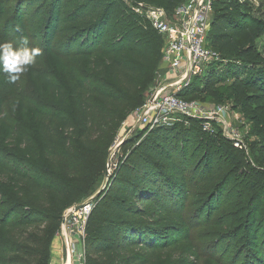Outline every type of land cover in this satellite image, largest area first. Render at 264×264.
I'll return each mask as SVG.
<instances>
[{
  "label": "trees",
  "instance_id": "trees-1",
  "mask_svg": "<svg viewBox=\"0 0 264 264\" xmlns=\"http://www.w3.org/2000/svg\"><path fill=\"white\" fill-rule=\"evenodd\" d=\"M41 1L0 0V42H14L16 36L25 34L30 17L23 12V7L29 2L36 5ZM122 1L101 0L93 7L92 1L78 0L76 16L70 19L64 16V11L70 7L66 0H50L47 23L39 37L46 52L53 54L49 50L62 31L61 24L69 21L86 24L76 39L64 43L63 58H81L84 50L97 62L104 58L103 67L93 75L101 79L88 81L75 68L66 73L74 86L70 96L81 91L91 102H100L99 119L112 116L113 109L121 112L122 107L138 103L140 88L143 84L147 86L152 71L161 60L163 40L144 19L130 9L123 12L126 15L123 19L115 15V6ZM126 1L154 2L167 13L182 4L181 0ZM217 3L218 0L213 10ZM222 10L228 12L230 6ZM231 22L225 15H220L217 23L211 22L207 44L220 58L235 53V39L239 33ZM216 25L222 26L221 29H216ZM259 25H251L246 33L252 40L264 35V23ZM110 33H115L116 37L106 48L101 43L104 35ZM80 39L87 49L70 54ZM253 52L249 47L238 54L245 58ZM227 66L223 63L211 66L204 77L195 79L178 96L194 101L187 98L188 94L203 91L211 76L226 72ZM4 76L6 74L0 71V78ZM39 77L56 91L60 105H66L69 96L64 88L40 70ZM196 81L202 82L201 89L196 88ZM253 87L264 89L262 74L257 77L250 74L245 80L237 77L234 84L218 86L214 95L205 99L231 100L238 89L245 94ZM231 110L242 117L241 111ZM3 111L0 103V114ZM94 113L85 112L84 118L75 119L69 111L58 108H50L48 112L37 109L39 155L30 147V157L18 161L14 167L0 163V170L11 184L9 191L0 188V264H50L51 246L59 234L64 212L83 204L85 198L93 195L95 208L87 225L85 264H157L160 257L175 246V230L183 227L185 221L171 209V202L187 192L189 183L196 190L206 191L210 178L202 176L198 181L188 182L186 171L176 164L167 149L166 153L146 149L139 155L132 153V159L127 158L113 175L108 176L105 188L97 189L96 183L105 175L115 125L103 120L104 125L99 124ZM175 127L178 124L159 129L170 131ZM187 127L186 131L196 129L209 135L202 132L198 121H189ZM99 140H103L102 144H98ZM232 195L230 200L237 196ZM213 206L214 203L210 204V208ZM260 208L248 206L241 218L248 254L239 264H264V212Z\"/></svg>",
  "mask_w": 264,
  "mask_h": 264
},
{
  "label": "rangeland",
  "instance_id": "rangeland-1",
  "mask_svg": "<svg viewBox=\"0 0 264 264\" xmlns=\"http://www.w3.org/2000/svg\"><path fill=\"white\" fill-rule=\"evenodd\" d=\"M86 1H92L94 7L101 0ZM186 1L188 0H181L180 3ZM223 2L225 5L220 6ZM66 3L70 4V7L64 11V16L68 15L70 19H74L80 4L78 0H66ZM49 5L50 0H42L36 5L29 2L23 7V12L30 17L27 31L16 36L13 42L15 47H22L20 41L22 37H27L28 46L40 50L35 64L16 82H11L7 75L0 78V103L4 107L0 114V163L14 167L18 161L30 157V147L39 155L38 126L35 122L37 109L48 112L50 108H58L69 111L75 119L84 118L85 112H96L94 118L99 124L104 125L101 122L103 120L115 125V135L108 150L109 176L113 175L118 165L123 164L127 158L132 159V153L139 155L140 151L146 149L166 153L167 149L176 164L186 171L185 178L188 182L198 181L202 176L210 178L206 191L196 190L189 183L187 192L183 193L180 199L176 198L171 202V209L184 219L185 225L176 228L175 246L167 250L157 264H235V261L237 264L242 263L248 254L242 230L241 218L247 212L244 211L251 205L261 207L264 212V89L248 88L245 94L238 89V93L234 94L231 100L205 98L214 95L215 89L220 85L234 84L237 77L245 80L250 74L255 77L260 74L264 76V35L255 40L246 35L251 25L264 23V0H251L243 4L238 0H218L211 22L217 23L220 15H225L232 21V27L239 33L235 39V53L222 55L221 62L228 65L226 72L211 76L203 91L191 92L187 96L195 101L202 100L201 102L208 105L226 106L234 111H241L242 117L240 116L241 120L236 124V128L242 134L245 145L242 150L236 149L231 141L218 132L209 136L196 129L186 131L188 127L182 123H177L178 127L170 131H150L139 124L133 115L135 110L144 106L160 88L171 85L170 82L163 81L165 71L161 60L158 67L152 71L150 82L140 88L138 103L122 107L121 112L113 109L112 116L99 119L100 114L97 112L102 109L100 102H91L81 91L70 96L74 86L68 81L66 73L75 68L81 77L95 81L100 76L93 78V75L103 67L104 58H99L97 62L93 55L87 56V50L84 49L88 46L82 39L77 41L70 54L84 50L85 55H81V58H63L64 43L76 39L78 32L86 25L72 21L61 24L62 31L49 50L53 54L47 53L39 42V37L47 23ZM226 6H230L228 12L222 10ZM157 7L158 4L150 1L135 4L133 1L123 0L115 6L114 12L118 18L123 19L126 16L123 12L127 9L136 14L137 8H140L141 15H144L146 11ZM171 12L172 10H169L167 13L169 17ZM139 17L143 19L142 16ZM217 27L222 26L216 25V29ZM113 37H116L115 33L105 34L101 44L106 48L110 47ZM249 47L254 51L250 56L243 58L238 54ZM78 60L81 61L80 64L77 63ZM39 70L52 78L53 83L64 88L69 96L66 105H60L56 91L41 80ZM104 74L107 76L106 70ZM196 88L201 89L202 82L196 81ZM102 141L99 140L98 144H102ZM103 176L104 178L96 183L97 189H104L108 182L109 178ZM0 188L11 190L10 180L1 170ZM233 193L241 197H232L230 200ZM94 198L95 195L85 198L83 203ZM212 203L214 206L210 208Z\"/></svg>",
  "mask_w": 264,
  "mask_h": 264
},
{
  "label": "built area",
  "instance_id": "built-area-1",
  "mask_svg": "<svg viewBox=\"0 0 264 264\" xmlns=\"http://www.w3.org/2000/svg\"><path fill=\"white\" fill-rule=\"evenodd\" d=\"M238 1L241 4L251 2ZM215 2L188 0L178 5L170 17L163 8L148 10L144 15L137 8L136 14L142 16L163 40V81L171 85L160 88L133 115L142 127L150 131L177 123L188 126L189 121L195 120L200 123L203 133L215 135L218 132L236 149L242 150L245 145L241 132L236 128L241 120L239 114L226 106L187 101L178 96L195 79L204 77L211 66L222 63L219 54L207 44ZM77 206L80 208L75 210ZM94 208L95 203L90 200L64 212L58 234L63 240V264H85L87 225Z\"/></svg>",
  "mask_w": 264,
  "mask_h": 264
},
{
  "label": "clouds",
  "instance_id": "clouds-1",
  "mask_svg": "<svg viewBox=\"0 0 264 264\" xmlns=\"http://www.w3.org/2000/svg\"><path fill=\"white\" fill-rule=\"evenodd\" d=\"M22 47H15L12 41L0 42V71L5 73L11 82H16L20 76L35 64L40 54L37 48L29 47L27 37L20 41Z\"/></svg>",
  "mask_w": 264,
  "mask_h": 264
},
{
  "label": "crops",
  "instance_id": "crops-1",
  "mask_svg": "<svg viewBox=\"0 0 264 264\" xmlns=\"http://www.w3.org/2000/svg\"><path fill=\"white\" fill-rule=\"evenodd\" d=\"M63 240L57 235L51 246V263L50 264H62L63 263Z\"/></svg>",
  "mask_w": 264,
  "mask_h": 264
},
{
  "label": "water",
  "instance_id": "water-1",
  "mask_svg": "<svg viewBox=\"0 0 264 264\" xmlns=\"http://www.w3.org/2000/svg\"><path fill=\"white\" fill-rule=\"evenodd\" d=\"M105 176H106V177L109 176V165L106 166ZM79 208H80V206H77V207H75V210H78Z\"/></svg>",
  "mask_w": 264,
  "mask_h": 264
}]
</instances>
